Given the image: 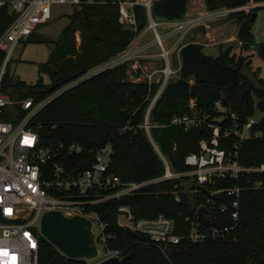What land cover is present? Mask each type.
<instances>
[{
	"label": "trees",
	"instance_id": "16d2710c",
	"mask_svg": "<svg viewBox=\"0 0 264 264\" xmlns=\"http://www.w3.org/2000/svg\"><path fill=\"white\" fill-rule=\"evenodd\" d=\"M82 1V6L73 9L68 16V25L53 41L47 63L40 68L49 75L52 86L41 89L36 85L25 89L18 81L13 87V78L6 67L1 79L3 93L11 97L20 94L32 97L38 103L123 53L147 26L146 11L141 6L133 8L135 29H125L118 23L116 5ZM249 2L264 0H207L206 6L209 11L231 10ZM187 4L188 0H154L150 14L154 20H181ZM257 10L233 12L229 17L237 23L236 40L241 50L248 51L253 47L264 65V43L254 44L253 23L250 22L251 14ZM12 18L7 6L0 7V34ZM41 41L51 44L50 41ZM178 54V78L166 84L149 114L150 138L168 163L169 170L175 174L192 170L185 165V158L199 153L200 142L210 141L212 129L208 125L219 128L218 149L226 154L236 152L240 166L263 163L264 90H254L240 76L243 67L249 69L250 60L236 57L230 48L216 57L208 56L200 44L193 42L184 44ZM3 59L4 54L0 53V67ZM258 72L259 69L252 72L256 79ZM127 73V63L104 69L52 99L29 125L38 137V145L54 148L61 143L79 144L82 147L80 155H66L74 173L87 169L95 151L109 146L107 174L117 177L120 184L142 183L162 177L164 164L141 127L159 86L146 81H131ZM257 80L264 88V80ZM245 89L249 93L241 101ZM190 101L193 102L192 108ZM9 112L13 117L23 115L17 107ZM255 113H261L262 117L251 131L260 132L261 137L240 141L234 131L241 130ZM184 115L195 116L202 126L183 131L168 125L172 117ZM185 181L193 179L182 176L150 183L134 194L95 207L93 210L104 225L100 236L105 239L103 252L128 257L127 264H264V187L253 189L257 181L264 183V177L240 176L217 180L214 184H192L187 188L181 184ZM233 186L242 190L236 220L231 218L230 199L224 194L213 196L214 192ZM121 207L128 208L136 220L157 216L170 219L175 234L180 237L178 244L158 246L148 236L119 226L117 216ZM200 207L207 211L208 223L205 225L197 220L196 212ZM212 230L219 234L209 236ZM193 232L203 234L205 238L192 242L189 236ZM37 264H86V261L64 257L40 236Z\"/></svg>",
	"mask_w": 264,
	"mask_h": 264
},
{
	"label": "built area",
	"instance_id": "2783aa9c",
	"mask_svg": "<svg viewBox=\"0 0 264 264\" xmlns=\"http://www.w3.org/2000/svg\"><path fill=\"white\" fill-rule=\"evenodd\" d=\"M153 1L86 0L85 3L104 5L110 2L116 5L118 23L125 29H135L136 19L133 8L134 6L143 7L148 19L146 30H151L155 36L160 51L158 56L165 62L164 68L159 70L164 81L176 74V71H171L169 67L172 50L163 46L166 37H171L180 31L188 32L201 25L205 26L210 18L218 15L227 16L233 12L248 13L254 8L264 6V2H251L244 7L231 10L225 8L206 10L193 17L185 18L179 25L171 28L167 35L159 36L157 28L160 27V23L152 19L150 14ZM83 3L82 0H0V7L7 6L13 16L9 25L0 34V53L4 54L0 67V264H37L39 222L43 213L48 211L83 216L91 224L96 223L102 233L104 225L93 209L105 202L134 194L150 183L182 176L192 177L196 185L214 184L217 180L237 179L240 176L264 177V162L256 166L242 167L237 163L236 152L226 154L219 150V128L212 125H208L212 129L210 141L200 142L199 153L190 154L185 158V165L192 169L189 173H172L168 163L162 157L161 160L165 167L164 175L142 183L120 184L117 177L107 174L111 154L109 146L95 151L91 164L79 173H74L73 166L66 161V155L78 156L82 153V147L79 144L61 143L54 148L40 147L38 137L29 125L33 117L44 106L64 91L79 84L83 79L104 69L126 63L124 59H127V62L130 61V58L124 57L125 50L118 56L119 58L110 60L87 75L59 88L38 103L32 97H23L21 94L11 97L1 91V79L16 44L30 38L41 25L48 21L52 6L68 4L75 9L80 8ZM151 78L152 75L148 77V79ZM192 106L193 102L190 101V107L192 108ZM13 107H17L23 115L13 117L9 112ZM216 108L221 109L218 103H216ZM255 116L256 113L242 125L241 130L234 131L240 141L261 137L260 132L251 131L258 125L262 114L258 119ZM231 119L235 121L233 115H231ZM148 124L146 119L142 127L148 130L151 127ZM168 125L189 131L200 128L202 123L193 115H184L172 117ZM224 135H227V131L224 132ZM234 149L237 150V146H234ZM119 186L121 188L116 190ZM261 187H264V183L261 181H257L253 185V189ZM241 192L240 187L233 186L213 193V196L224 194L230 199L233 220L237 219ZM221 211L223 212L222 209ZM120 217L123 219V223L118 222ZM117 223L123 228L148 236L158 246L176 245L180 239L175 234L173 222L164 216L136 220L128 208L121 207L118 209ZM218 234L216 230H212L209 236L215 237ZM100 236L97 241L103 250L105 239ZM204 238L205 235L194 232L189 236L192 242H200ZM109 254L108 257L121 258L115 253Z\"/></svg>",
	"mask_w": 264,
	"mask_h": 264
},
{
	"label": "rangeland",
	"instance_id": "374dc122",
	"mask_svg": "<svg viewBox=\"0 0 264 264\" xmlns=\"http://www.w3.org/2000/svg\"><path fill=\"white\" fill-rule=\"evenodd\" d=\"M188 2L192 4V2L194 3L195 1L188 0ZM206 2L207 0H201V4L205 10H207ZM250 3L251 2L248 4ZM254 9L259 10L256 12V19L252 27L253 41L254 44L264 43V6ZM72 10L73 7L68 4L52 6L48 21L41 25L36 33L29 38V40L27 39L20 41L13 49L9 61L7 62V69L12 78L18 79L20 84L24 85L25 89L34 87L36 85L41 86V89H48L52 86L49 75L45 72H41L40 68L42 65L47 63L50 49L53 46V41L57 39L62 30L68 25V16L72 13ZM195 15L191 16L193 17ZM146 28V32L144 31L146 34L144 36L138 34L136 37V43L133 44L134 46L131 48L130 52H126V55L124 56L130 58V61L127 62V59H124V61H126L128 66L127 75L129 80L146 81L159 86L158 91L151 100L144 117V122L147 119L149 123L148 125H150L149 114L157 99V95L161 91V87L168 82L177 80L178 76L176 73L170 79L164 81L162 74L158 72L151 79H148V77L155 71L162 70L165 66V62L158 56L160 51L155 40V36L151 30H146ZM237 28V23L234 19L230 18L229 15L224 16L222 14V16L218 15L214 18H210L209 21L206 22L205 26L201 25L192 29V31L188 33L187 36L181 39V43L176 42L179 41L177 39L175 41H165L164 39L163 46L168 49H170L171 46L173 49L170 56L171 71L177 67L176 52L179 47L182 44L188 43L189 41L197 40L198 42L209 45V47L203 48V53L208 56L216 57L220 52L230 48L231 54H234L236 57L241 56L248 58L250 60L249 70L254 72L255 70L259 69L257 79L261 78L264 80V65L262 61L257 57L253 47L248 51L241 50L240 44L236 40ZM157 33L159 36L162 35L160 27L157 28ZM41 40L50 41L51 44L43 43ZM76 41L79 44L80 40L78 33H76ZM135 48L136 51L143 52H138L136 54L137 56H131V53H134ZM118 56H120V54ZM155 56H157V59ZM115 58H113L111 61H113ZM260 116L261 113H256L255 118L258 119ZM144 130L156 153L161 159L162 157L160 156L157 147L153 144L150 138L149 129ZM193 182L194 181H185L181 184L183 187L187 188L189 186L191 187L192 184H195ZM118 222L123 223L124 221L120 217ZM91 232L95 237L98 248V256L92 261H87L86 264H96L110 256L109 253L103 252L99 242L97 241L101 231L96 223L91 225Z\"/></svg>",
	"mask_w": 264,
	"mask_h": 264
},
{
	"label": "water",
	"instance_id": "95a60500",
	"mask_svg": "<svg viewBox=\"0 0 264 264\" xmlns=\"http://www.w3.org/2000/svg\"><path fill=\"white\" fill-rule=\"evenodd\" d=\"M256 13H252L250 22L254 23ZM240 76L248 82L254 90H264L261 83L246 67L240 70ZM18 79H12L13 87ZM249 91L243 90L240 100L247 98ZM208 158V156H207ZM207 211L200 207L197 212V220L200 224L208 223ZM91 222L83 216L60 211H48L43 213L39 222L40 236L52 245L61 255L68 259L92 261L98 256V248L95 237L91 232ZM128 257H108L96 264H127Z\"/></svg>",
	"mask_w": 264,
	"mask_h": 264
},
{
	"label": "crops",
	"instance_id": "0c3cea01",
	"mask_svg": "<svg viewBox=\"0 0 264 264\" xmlns=\"http://www.w3.org/2000/svg\"><path fill=\"white\" fill-rule=\"evenodd\" d=\"M195 2L193 3L192 2V4L191 3H189L188 2V4H187V11H186V14H185V16H184V18L183 19H181V20H176V21H163V20H157L159 23H160V29H161V32H162V34H164V35H167L169 32H170V30H171V28H173V27H175V26H177V25H179L182 21H184L185 20V18H187V17H190L191 15H195V14H198V13H200V12H203V11H206L205 9H204V7H203V5L201 4V0H194ZM145 31V29L142 31V33L140 34V35H142V36H144L146 33V31ZM192 30H190V31H188V32H185V33H183V31H180L178 34H174V35H171V37L170 36H168V37H166L165 38V41L166 40H172V41H175L176 39L177 40H179V41H176V42H179V43H181V39H183L185 36H187V34L188 33H190ZM193 33V32H192ZM193 35V34H192ZM170 38V39H169ZM189 42H193V43H197V44H200L203 48H205V47H209V45L208 44H206V43H201V42H198L197 40H193V41H189ZM134 43H136V38L134 39V41L129 45V47L126 49V51L125 52H130V50H131V48L134 46L133 44ZM184 44H182L180 47H179V49L183 46ZM136 46V45H135ZM142 48V47H141ZM170 49L171 50H173L172 49V47L170 46ZM179 49L177 50V52H176V61H177V67L173 70V71H176V73L179 71V66H180V61H179ZM138 52H143V51H136V48H135V50H134V53H132V55L133 56H135ZM145 52V51H144ZM172 52V51H171ZM137 56V55H136ZM156 57V59H157V56H155ZM156 59H154V60H156ZM159 60H161V59H159ZM171 65H170V59H169V67H170ZM159 72V70H157V71H155L154 73H152V77L156 74V73H158ZM177 75V74H176ZM167 84V83H166ZM166 84L165 85H163L162 87H161V91L163 90V88L166 86ZM161 91H160V93H161Z\"/></svg>",
	"mask_w": 264,
	"mask_h": 264
}]
</instances>
